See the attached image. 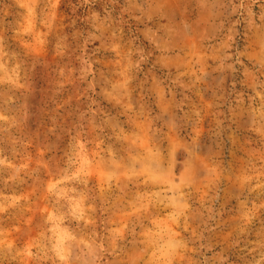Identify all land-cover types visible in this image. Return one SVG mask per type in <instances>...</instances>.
I'll return each mask as SVG.
<instances>
[{
	"label": "rangeland",
	"instance_id": "rangeland-1",
	"mask_svg": "<svg viewBox=\"0 0 264 264\" xmlns=\"http://www.w3.org/2000/svg\"><path fill=\"white\" fill-rule=\"evenodd\" d=\"M0 264H264V0H0Z\"/></svg>",
	"mask_w": 264,
	"mask_h": 264
}]
</instances>
